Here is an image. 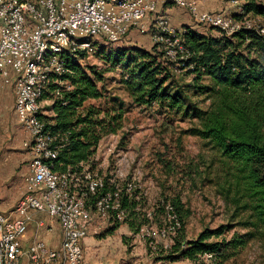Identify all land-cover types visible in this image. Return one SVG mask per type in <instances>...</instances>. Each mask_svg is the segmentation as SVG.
<instances>
[{
  "label": "rangeland",
  "instance_id": "1",
  "mask_svg": "<svg viewBox=\"0 0 264 264\" xmlns=\"http://www.w3.org/2000/svg\"><path fill=\"white\" fill-rule=\"evenodd\" d=\"M190 1L199 12H222L235 17L243 14L246 0ZM190 1L188 4L194 6ZM254 2L264 7V0ZM156 5L153 19L165 16L177 31L189 29L205 37L217 40L226 37L234 42L231 36L196 22L187 9L177 4L157 1ZM242 23L244 27L253 24L264 29V18L259 16L247 14L238 21V26L243 27ZM149 25V19L143 21V28H131L115 43L95 37L84 50L86 55L77 59L99 96L86 99L74 110L75 120H85L75 126L76 131L85 130L86 135L80 140L85 143L86 138L92 144L86 160L71 166L98 173L110 180L109 185H133L132 195L127 196L124 221L100 222L93 231L91 227L88 229L93 244L85 246L81 264H264V238L260 235L264 229H257L248 212L233 204L234 193L228 187L233 180L232 163L200 132L202 115L209 111L217 87L208 76L196 78L189 73L191 67L184 63L187 57L158 56L160 50L146 30ZM248 43L246 40L238 50L254 58L253 52L244 50ZM121 50L125 57L134 56L136 50L153 55L155 63L168 73L162 87L170 95H178L181 101L171 104L158 98L145 104L136 102L129 87L133 84L131 71H135L142 59L138 57L126 65L124 59L119 61L117 52ZM66 84L65 88L69 89L66 91H72V80H66ZM13 101L10 87L0 83V213L9 211L19 199L23 177L28 173V137L16 121ZM49 105L44 110L52 115L49 120L53 125L51 118L56 114ZM176 200L182 205L179 211L173 207ZM166 205L173 207L181 225L176 238L161 241L141 232L142 228L154 232L169 225ZM111 225L115 230L106 234ZM222 226L226 228L223 234L207 242H228L242 237L245 245L234 257L220 263L206 259L205 254L193 260L181 256L188 242ZM58 233L55 228L52 233L41 236L55 242ZM176 242L181 243L178 252L171 248ZM23 248L26 250V245Z\"/></svg>",
  "mask_w": 264,
  "mask_h": 264
},
{
  "label": "built area",
  "instance_id": "2",
  "mask_svg": "<svg viewBox=\"0 0 264 264\" xmlns=\"http://www.w3.org/2000/svg\"><path fill=\"white\" fill-rule=\"evenodd\" d=\"M174 3L188 10L193 19L225 36L239 27L234 16L222 12H199L188 0H157ZM156 0H135L123 8H109L93 0H23L4 3L0 0V29L3 56L0 60V83L11 89L13 113L28 137V173L23 177L21 194L9 211L0 213V264H81L88 229L100 222H122L126 219L123 196L132 195L133 185L111 183L86 168L64 166L58 161L60 152L69 145V131H53L44 106L60 99L62 89L69 90L61 77L69 73L65 63H36L40 46L45 42L75 48L65 42L66 34L79 37L97 34L107 42H118L133 27L146 29L155 47H177L182 52V32L170 26L164 16L154 22ZM15 9L11 22H3V14ZM242 17L247 15L242 14ZM168 61V60H166ZM169 225L157 231L141 229L161 241H173L181 225L172 206H165ZM58 228L55 242L42 238ZM112 226V225H111ZM32 232L30 239L28 233ZM26 245V250L23 246ZM206 259H214L211 254Z\"/></svg>",
  "mask_w": 264,
  "mask_h": 264
},
{
  "label": "trees",
  "instance_id": "3",
  "mask_svg": "<svg viewBox=\"0 0 264 264\" xmlns=\"http://www.w3.org/2000/svg\"><path fill=\"white\" fill-rule=\"evenodd\" d=\"M242 12L244 15L264 18V7L257 5L254 0L243 4ZM234 18L240 21L242 15ZM182 38L188 53L184 63L191 67L189 73L196 78L208 76L217 87L209 111L202 115L201 135L208 138L221 156L232 163L233 180L228 187L234 193L231 199L233 204L248 212L257 229H264V35L254 30L240 29L231 35L233 42L226 37L217 40L185 29ZM246 40L249 43L244 50L253 52L254 58H248L238 50ZM134 53V56L130 54L125 57L123 50L117 52L119 61L124 59L126 65L138 57L142 59L135 71H131L133 84L129 87L135 101L145 104L159 98L171 104L179 103L181 99L178 95H170L162 87L168 80V73L155 63V57L137 50ZM85 55L86 52L82 50L73 56H61L62 63L73 73L65 74L61 79L72 80L73 90L62 89L60 99L54 100L52 108L56 116L51 118L53 125L50 127L53 131L70 132L69 145L58 157L64 166L76 165L90 155L92 143L86 138L85 143L80 140L84 139L85 130H75V126L85 120L74 119V110L83 101L99 96L95 84L87 79L77 64V59ZM158 56H162V53L159 52ZM96 139L92 140L96 143ZM226 188L223 190L227 191ZM123 207H128L126 196H123ZM173 207L179 211L182 205L176 200ZM113 226L106 229L105 233L111 234L115 230ZM225 229L222 226L201 233L196 241L186 244L187 248L181 252V256L193 260L198 255L211 254L213 260H219L220 263L234 257L237 250L245 245L242 237H235L228 242H207L211 237H220ZM260 235L264 238V232ZM180 245L176 242L171 248L178 252Z\"/></svg>",
  "mask_w": 264,
  "mask_h": 264
},
{
  "label": "bare ground",
  "instance_id": "4",
  "mask_svg": "<svg viewBox=\"0 0 264 264\" xmlns=\"http://www.w3.org/2000/svg\"><path fill=\"white\" fill-rule=\"evenodd\" d=\"M4 3L15 2L16 0H2ZM99 5H107L109 8H123L127 4L133 3L135 0H93ZM23 4H30V0H23ZM189 5V4H188ZM192 6V5H190ZM11 16H15V9H8V14H3V22H11ZM164 20L163 16H157L154 18V22H162ZM244 27V23H242ZM250 27V25H248ZM95 37H101L97 34H84L78 36L75 34H66L65 42L71 47L82 48L81 50H86L91 45V40ZM102 38V37H101ZM107 42L106 38H102ZM115 43V42H109ZM182 52H177V47H157L164 57L174 58L178 54L187 57L188 53L184 46V40L181 39ZM75 53L71 49L65 47V45H55L53 42H45L40 46V52L36 56V63H52L53 60H58V63H62L61 56H73ZM3 56V35L0 29V60Z\"/></svg>",
  "mask_w": 264,
  "mask_h": 264
},
{
  "label": "crops",
  "instance_id": "5",
  "mask_svg": "<svg viewBox=\"0 0 264 264\" xmlns=\"http://www.w3.org/2000/svg\"><path fill=\"white\" fill-rule=\"evenodd\" d=\"M190 1V0H189ZM207 1V0H206ZM208 1H210V0H208ZM241 1H244V0H241ZM248 0H246L243 4H245L246 2H247ZM190 3L191 4H193L194 6H196L195 5V3L192 1H190ZM198 3H199V1H198ZM55 228H57L56 226H55ZM58 229V228H57ZM43 234V233H42ZM47 234L46 233H44V237L46 236ZM32 236V232H30V233H28V238L30 239V237ZM43 237V238H44ZM92 241H93V236L92 237H87L86 239H85V241H84V244H83V247H84V249H85V246H87V247H90L93 243H92ZM86 251H87V248H86ZM87 253V252H86Z\"/></svg>",
  "mask_w": 264,
  "mask_h": 264
}]
</instances>
